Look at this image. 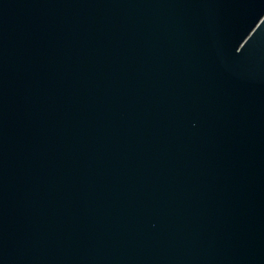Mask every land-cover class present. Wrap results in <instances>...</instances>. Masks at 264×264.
<instances>
[{
    "label": "water",
    "instance_id": "obj_1",
    "mask_svg": "<svg viewBox=\"0 0 264 264\" xmlns=\"http://www.w3.org/2000/svg\"><path fill=\"white\" fill-rule=\"evenodd\" d=\"M0 264H264V0H0Z\"/></svg>",
    "mask_w": 264,
    "mask_h": 264
}]
</instances>
